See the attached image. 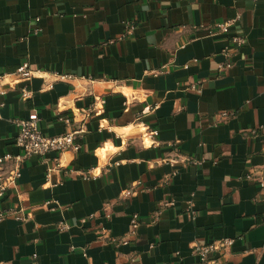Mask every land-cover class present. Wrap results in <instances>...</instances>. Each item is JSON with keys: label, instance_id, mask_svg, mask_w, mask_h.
Masks as SVG:
<instances>
[{"label": "crops", "instance_id": "obj_1", "mask_svg": "<svg viewBox=\"0 0 264 264\" xmlns=\"http://www.w3.org/2000/svg\"><path fill=\"white\" fill-rule=\"evenodd\" d=\"M237 14L230 34H210ZM231 34L246 43L220 72ZM23 62L37 76L26 99L22 84L0 94V157L23 153L16 119L55 136L69 116L86 131L48 185L41 156L21 163L0 211L32 217L0 221V264H198L194 246L225 237L217 264H264V0H0V73ZM94 95L104 112L85 119ZM133 214L130 243L99 238L127 235Z\"/></svg>", "mask_w": 264, "mask_h": 264}, {"label": "built area", "instance_id": "obj_2", "mask_svg": "<svg viewBox=\"0 0 264 264\" xmlns=\"http://www.w3.org/2000/svg\"><path fill=\"white\" fill-rule=\"evenodd\" d=\"M240 14L235 17L229 18L222 22L215 24L214 28L210 30L211 35L218 33H231V28L240 19ZM39 20V18H38ZM128 33L134 31L135 25L132 22L127 24ZM36 33L39 28L34 30ZM246 43V37L242 34H231L228 44L222 50L225 56V61L219 64V71L225 72L232 67V55L234 52L239 50ZM163 72V70L156 71V73ZM58 78H70V76L54 74ZM37 76V71L33 70L29 62H23L15 72H4L0 73V94L7 93V87L14 88L19 84L21 98L26 99L31 96L32 91L28 88L29 82ZM53 80L48 83V86H53ZM190 89L201 91V88L197 84L189 85ZM105 99L102 96L94 95L93 105L85 109L83 115L85 119L91 117L92 115H101L104 112ZM235 115L234 110L222 111L217 115V122L227 121L229 118ZM59 119L65 122L70 129L67 131L55 135L48 136L43 133L38 124L37 118L31 119H16L15 123L18 127V133L15 139L17 146L22 148L23 153L13 156L12 154H6L0 157V199L3 198L7 191L16 186L19 178L21 177V163L24 159L32 157L34 155L41 156L42 162L47 165V172L45 176V185L50 183L52 172L58 170L61 166V156L64 152L73 150H80V145L76 143V138L85 133V125H81L79 128H73L75 119L69 116H60ZM85 122V121H84ZM84 124V123H83ZM255 132V131H253ZM158 132L156 130L146 129L144 131L143 142L144 144L154 145L157 143L156 135ZM55 153V156L50 160L48 154ZM176 159H168V162L175 163ZM187 162H192L195 164H200L202 159H186ZM11 163L10 166L8 164ZM82 176L86 179L95 177L93 170L83 172ZM264 186V181L262 182ZM52 201H48L45 205H51ZM174 204L173 200L165 201L161 203V207L171 206ZM14 217L20 221H26L32 217L30 212H26L23 207L14 206L7 210L0 211V221L6 217ZM156 218L153 219V222ZM141 225V219L138 214H133L131 217V228L127 235L123 237H112L106 234V230H102L99 238L105 239L107 242H111L116 245L128 244L132 238H135L138 229ZM234 243V238H221L215 240L209 244H197L193 248V252L198 256V264H217L216 260H213L211 256L215 253L219 255H225L228 253Z\"/></svg>", "mask_w": 264, "mask_h": 264}]
</instances>
